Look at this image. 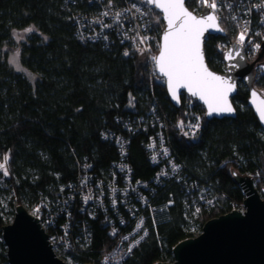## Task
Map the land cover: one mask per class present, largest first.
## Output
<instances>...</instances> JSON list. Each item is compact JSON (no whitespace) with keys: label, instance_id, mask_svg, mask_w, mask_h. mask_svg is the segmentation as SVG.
<instances>
[{"label":"trees","instance_id":"trees-1","mask_svg":"<svg viewBox=\"0 0 264 264\" xmlns=\"http://www.w3.org/2000/svg\"><path fill=\"white\" fill-rule=\"evenodd\" d=\"M223 1L229 5L216 14L226 36L205 42L216 72L225 71L224 52L244 27L249 61L264 41V0L216 3ZM186 4L197 14L205 7ZM28 28L15 48L34 81L15 72L4 49ZM163 28L161 14L141 0H0V163L9 156L8 175L0 171V264H8L2 228L24 203L68 264H156L173 261L177 243L244 201L233 172L249 175L264 198V129L247 87L241 82L232 99L235 119H207L187 95L173 106L152 59ZM254 87L264 96L263 67ZM157 135L182 167L169 183L157 182L166 164H153L146 149ZM129 182L136 188L129 198L111 195ZM132 213L146 218L148 235L115 263L108 256L134 227ZM121 215L131 220L116 219L112 233L109 222Z\"/></svg>","mask_w":264,"mask_h":264},{"label":"water","instance_id":"water-1","mask_svg":"<svg viewBox=\"0 0 264 264\" xmlns=\"http://www.w3.org/2000/svg\"><path fill=\"white\" fill-rule=\"evenodd\" d=\"M186 3L187 0H184L185 8L198 18L212 12V9L205 6L203 11L197 14L191 11ZM151 4L161 14L164 23L160 36L159 51L156 55L158 56L162 50L167 21L164 19L163 10L156 7L154 3ZM219 27L223 31L210 28L203 34L202 52L204 63L209 71L229 79L230 82L236 85L235 90L228 96L229 103L234 109L232 99L238 93L239 84L244 83L249 93L248 107L252 109L264 129V121L260 120L256 105L252 103L253 91L258 94L257 102H259V99H264V96L254 87L255 69L264 58V41L261 43L260 51L253 61L248 60L245 50L240 44L232 43L223 55L225 71L216 72L208 65L205 42L208 36H226V31L221 26L220 21ZM228 51L234 53L232 60L225 58ZM237 51L240 53L238 57L235 56ZM154 63L156 75L164 80L169 100L176 108L181 107V97L187 95L197 100L204 107L207 119L222 120L237 117L236 109L233 113L208 115L207 104L199 97L192 96L185 88L178 90L179 102H177L172 98L169 91L167 77L159 72L156 62ZM233 176L245 195L243 205L246 211L242 213L233 210L207 221L199 235L186 238L173 247V261H160L156 264H264V198L249 175L233 172ZM2 241L7 249L8 264H67L55 254L49 242V235L42 228L40 219L30 213L23 205L16 207L13 220L2 228Z\"/></svg>","mask_w":264,"mask_h":264},{"label":"snow or ice","instance_id":"snow-or-ice-1","mask_svg":"<svg viewBox=\"0 0 264 264\" xmlns=\"http://www.w3.org/2000/svg\"><path fill=\"white\" fill-rule=\"evenodd\" d=\"M148 2L154 3L156 7L162 9L164 19L167 21L162 50L158 56H153L152 59L156 62L159 72L167 77L172 98L179 102L178 90L185 88L192 96L199 97L207 104L208 115L233 113L235 109L229 103L228 96L235 90L236 85L230 82L229 79L209 71L204 63L202 52L204 32L210 28L223 31L219 27V18L215 14L218 7L216 0H211V2L201 0L204 6L212 9V12L200 18L185 8L184 0H148ZM261 7H264V5H261ZM25 31L31 32L32 28ZM246 33L247 28L239 34L237 44L243 45ZM255 48L259 49L260 45L256 44ZM127 54L125 53V55ZM239 55L238 51L235 52L236 57ZM225 58L232 60L234 58L233 51H228ZM12 63H17L15 58ZM20 70L17 66V71ZM252 97V103L256 105L260 120L264 121V99H259V102H257L258 94L255 91L252 92ZM182 126L183 122H181ZM198 126V124L193 125V127ZM8 160L9 156L5 155L3 163H0V171L5 176L8 175ZM153 160H155V157H153ZM137 227L139 228L140 225Z\"/></svg>","mask_w":264,"mask_h":264},{"label":"built area","instance_id":"built-area-1","mask_svg":"<svg viewBox=\"0 0 264 264\" xmlns=\"http://www.w3.org/2000/svg\"><path fill=\"white\" fill-rule=\"evenodd\" d=\"M141 1L148 4L150 7L155 8L153 4L148 2V0H141ZM217 5H218V8H221V7L224 8V7H227L229 5V3L225 2V1L217 2ZM245 28L246 27H244L242 31H244ZM247 32H248V29H247ZM247 40L249 42L248 36L245 37V42L243 43V45H241L244 48V50L248 44ZM235 43H237V41ZM146 149L149 153V157H150L151 162L153 164H156V165H158V164L160 165L161 163L166 164V166L163 168V170L160 172V174L158 176V178H159L157 180L158 183L161 180H164L165 183H169V182H171V180L177 179L180 177V175L182 173V167L179 164H177L174 161V159H171V154H170L168 147H167V139L163 135H157V136L151 138L150 141L146 145ZM165 150H167L166 153H165ZM153 157H155V160H153ZM128 181H130V178H128ZM87 183L88 182L86 181V178L81 177L77 181V186L81 187V188H85L87 186ZM136 186L138 188V187L143 186V184L137 182ZM116 187L112 188L111 195L113 196L116 193L121 192V196H123V199H125L127 197L129 198L131 193L136 190V188L134 186H131L130 182L124 187H117V189H116ZM129 204L133 205V203H129ZM210 204L213 205L212 200L210 201ZM233 210H238V211H241L242 213H244L246 211V208L242 202L241 204L234 205L233 208L231 209V211H233ZM30 213H32L34 216L38 217L41 221V218L38 215H36L34 212L31 211ZM132 215L133 216L131 219L134 220V223H135L134 227H132L129 230V232L121 238V240L113 248L110 256H108L109 260L113 259L115 263H120V262H123L124 260H126L129 257L130 253L132 252V250L142 241L143 238H145L148 235V229L145 226L146 218L145 217H139V215L135 216V213H132ZM112 218L113 219L115 218V220H113V221L110 220V222H109L110 225L108 227V230L110 229L112 231V233L117 232V230L115 229L116 226L114 228L116 219L118 220L117 221L118 223H120L121 225H124V226L127 225L126 221L131 220V219H127L125 216L123 217V215L117 216V217H112ZM41 225H42V228L47 232V226L42 221H41ZM138 225H140L139 228L137 227ZM145 233H146V235H145ZM91 241H92V235L88 234L87 242H91ZM137 241H139V243H137ZM49 242L51 243L53 250H54L55 254L57 255V257H59L60 259H62L63 261H65L67 263V261L61 256L63 252L57 246V242H56L55 238L51 237L49 235ZM129 249H130V251H129Z\"/></svg>","mask_w":264,"mask_h":264},{"label":"rangeland","instance_id":"rangeland-1","mask_svg":"<svg viewBox=\"0 0 264 264\" xmlns=\"http://www.w3.org/2000/svg\"><path fill=\"white\" fill-rule=\"evenodd\" d=\"M30 32H26V31H18L14 34V42L10 45L5 47V51H7L9 53V58H8V62L10 64V66L15 70V72L17 73H22L25 76H27L28 78H30L32 81H34L36 79L35 75H32L20 62L19 59V54H18V50L15 48L16 43H19L21 41L27 40L28 35ZM236 42V41H235ZM232 45V44H231ZM230 45V46H231ZM229 46V47H230ZM228 47V48H229ZM260 51V50H259ZM259 53V52H258ZM257 53V55H258ZM16 59L17 63L13 64L12 61L13 59ZM256 59V58H255ZM17 66L21 69L20 71H17ZM263 67L264 68V58L259 62V64L257 65V67ZM256 185V184H255ZM264 192V189H263ZM5 206L7 205V201L3 203ZM29 212L32 211V207H30V205L24 203L22 204ZM195 234L198 235L197 231H194Z\"/></svg>","mask_w":264,"mask_h":264}]
</instances>
